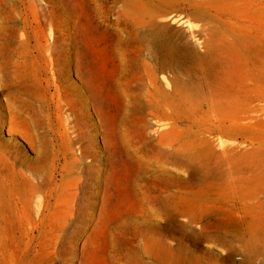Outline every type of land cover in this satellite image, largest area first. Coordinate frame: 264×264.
Here are the masks:
<instances>
[{"label": "rangeland", "instance_id": "obj_1", "mask_svg": "<svg viewBox=\"0 0 264 264\" xmlns=\"http://www.w3.org/2000/svg\"><path fill=\"white\" fill-rule=\"evenodd\" d=\"M192 1L202 0H0V158L8 160L4 181L0 165L7 190L0 199V264H161L143 253L144 234L172 219L163 197L188 195L201 184L177 145L161 142L171 113L146 102L155 89L146 71L151 60L142 26L126 7L140 4L148 11L142 16L196 43L210 28L225 37L227 28H264V20L245 15L202 22V12L213 11H197ZM189 12L199 19L187 21ZM260 60L264 55L253 62ZM252 70L248 103L261 116L258 127L215 119L203 129L200 119H181L178 130L207 137L230 161L264 158V83ZM157 86L170 91L165 82ZM201 93L199 112L206 114L210 94ZM222 172L210 195L230 183L226 164ZM258 192L234 198L229 208L251 216L264 206V189ZM218 223L204 217L167 242H184L206 264L240 262L239 242Z\"/></svg>", "mask_w": 264, "mask_h": 264}, {"label": "bare ground", "instance_id": "obj_2", "mask_svg": "<svg viewBox=\"0 0 264 264\" xmlns=\"http://www.w3.org/2000/svg\"><path fill=\"white\" fill-rule=\"evenodd\" d=\"M192 4L197 11L199 8L213 11L212 14L202 12V22L237 19L242 15L264 20V4L260 0H202L198 3L192 1ZM126 12L137 25L142 26L140 38L151 60L146 71L155 89L154 94L146 96V102L151 107L167 109L171 113L170 131L161 142L177 145L174 151L185 158L186 166L193 170L194 180L201 184L188 195L162 198L174 215L155 232L144 234L140 245L143 253L161 264H206L184 242L170 246L167 236L182 235L197 221L211 216L219 221L218 227L224 233L236 238L243 254L240 262L230 259L226 264H259L264 257V206L258 205L251 216L244 218L237 216L229 206L234 198L260 195L258 189H264V158L241 154L230 161L225 151L222 154L216 151L213 141L200 136V133L188 136V131L178 130L177 123L181 119H200L203 129L205 122L215 119L221 125L230 122L245 130L260 125L261 116L252 113L248 101L253 89L249 84L254 75L253 67L257 68L259 84L264 83V62H253L255 57L264 55V28L254 32L250 26L241 27L239 31L226 27L230 34L228 37L219 36L210 28L196 43L175 28L157 23L149 15L142 16L148 11L138 3L127 5ZM195 18L199 19V16ZM245 61L253 63L248 65ZM196 78L200 80L195 82ZM158 81L165 82L170 91L157 86ZM24 90L28 89L24 87ZM204 90L210 94L211 108L206 114H201V92ZM224 164L228 166L230 183L215 195H210L209 190L219 186ZM0 165L5 169L4 181L8 176V160L0 158ZM247 169L251 172L248 177L244 176ZM6 193L5 184L0 180L2 201Z\"/></svg>", "mask_w": 264, "mask_h": 264}, {"label": "water", "instance_id": "obj_3", "mask_svg": "<svg viewBox=\"0 0 264 264\" xmlns=\"http://www.w3.org/2000/svg\"><path fill=\"white\" fill-rule=\"evenodd\" d=\"M185 19H187V21H197V19L195 18V14H193V13H191V12H189V13H186L185 14ZM178 29H182V30H184L183 28H181V27H179Z\"/></svg>", "mask_w": 264, "mask_h": 264}]
</instances>
